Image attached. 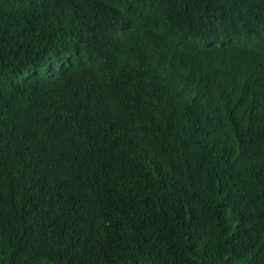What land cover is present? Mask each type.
Segmentation results:
<instances>
[{
    "label": "trees",
    "instance_id": "1",
    "mask_svg": "<svg viewBox=\"0 0 264 264\" xmlns=\"http://www.w3.org/2000/svg\"><path fill=\"white\" fill-rule=\"evenodd\" d=\"M0 264H264V0H0Z\"/></svg>",
    "mask_w": 264,
    "mask_h": 264
}]
</instances>
